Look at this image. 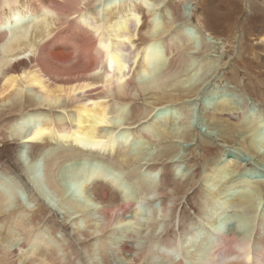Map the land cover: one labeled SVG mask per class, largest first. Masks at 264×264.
<instances>
[{"label":"bare ground","instance_id":"6f19581e","mask_svg":"<svg viewBox=\"0 0 264 264\" xmlns=\"http://www.w3.org/2000/svg\"><path fill=\"white\" fill-rule=\"evenodd\" d=\"M243 4L253 11L250 18L264 15L263 3ZM204 5L0 0V136L9 144L7 155L16 148L17 166L13 173L0 168V264H264V179L252 170L264 173V112L245 118L237 105L216 99L208 112L212 127L197 135L204 156L217 146L224 155L205 168L190 147L194 111L168 115L173 103L187 109L228 62L218 69L223 60L208 57L224 41L206 31ZM242 29L239 47L246 43L245 24ZM194 63L201 76H188ZM29 121L35 124L25 128ZM223 124L234 126L223 134L216 129ZM130 133L147 144L118 150L119 138ZM84 162L127 170L139 198L129 201L99 172L81 176L87 205L77 203L65 166ZM142 163L149 174L139 178ZM196 184L199 210L183 226L180 215L174 221L175 198L182 190L191 195ZM140 202L149 214L126 222L130 213L139 218ZM230 209L247 216L246 232L215 227L217 215ZM130 223L127 235L116 233Z\"/></svg>","mask_w":264,"mask_h":264},{"label":"rangeland","instance_id":"374dc122","mask_svg":"<svg viewBox=\"0 0 264 264\" xmlns=\"http://www.w3.org/2000/svg\"><path fill=\"white\" fill-rule=\"evenodd\" d=\"M204 1H206V6H207L206 7L204 5V7L202 8L204 9L203 16L205 17L203 20L205 23L204 24L205 27H207L206 31L210 33V35L212 36H219V38L224 41L222 47L219 46L218 49L216 48L215 50H211L212 53L208 52L209 55L208 57L212 56L213 58H209V59H214V60L219 59L221 61L223 60L219 65L218 69L221 67L222 64L226 63L227 61L228 62L225 64V67L222 71H220V69L216 70L217 72L215 74L216 76L217 74H219V77L218 79H216L217 77L215 76L216 80L213 81L214 84L211 83L207 87H205V89L200 93L196 101H190L185 104L187 109L184 108L183 110L178 111L176 110L177 108H175L176 105L174 107V103L172 104L173 106L171 107L170 104H168L170 107L168 110V115H171L172 117L175 118H183L184 117L183 111H185L187 115L190 112L194 111L195 117L193 119L194 120L193 124L195 125L193 128L194 129L196 128L197 133L195 132V139L192 142V146L190 147L194 148L193 150L194 152L192 153L193 159H195V162L201 165L200 167L203 168H205V164H207L209 161H214V159H218L220 155H224L219 151L221 150L222 152H224L223 149L220 146H217L216 149L211 152V154L204 156L203 153L204 149L202 143L200 142V138L198 136L200 135L199 134L200 131H201V135H206L208 133V130L212 127V126L210 127L208 123V116H209L208 112L213 110L214 106L212 104L216 99L223 97L226 100L237 105L240 109V112L242 113V116H244L245 118H247L248 115H253V117H257V116L259 117L264 112V15L259 19L250 18V16L253 14V11H250L251 12L250 14L249 8H245L243 4V0H204ZM247 1L264 4V0H247ZM219 6L222 8H220ZM209 8L210 9L213 8V9L210 10ZM206 10L208 11V13H206L207 12ZM156 16H158V13ZM160 20H161L160 16L155 17V21L157 23ZM207 21L209 25L207 24ZM226 24H228V26L224 28ZM243 24H245L246 27V37H245L246 43H244L242 47H239L240 44L242 43V38L244 35V31L242 29ZM194 29L196 32H198L199 35L200 29H197L195 27ZM234 37L236 39H234ZM157 51L159 52L158 53L159 55L162 56L164 55L161 47H158ZM199 63L201 64V62ZM200 64L194 63L190 67L188 76H191L196 72L198 76H201L203 72L202 73L199 72L203 70H201ZM198 70L200 71L198 72ZM212 75L210 76V79L214 77V75L213 76ZM248 85L249 88L247 87ZM246 87L248 88L249 92L247 91ZM175 91L178 92L175 93ZM173 92L175 95L179 93V90L177 88H174ZM142 100H143L142 98L138 100L139 108L143 107L144 105ZM126 111L128 114V109ZM123 118L124 116L121 117V119ZM34 122L35 121L27 122L25 124V128L34 125L35 124ZM233 124H238V122L235 121ZM223 125H221L222 127L220 126L221 128L218 127L216 128L220 131L222 130L223 134L224 132L229 131L234 126L232 125L231 127L228 128L226 124ZM0 139H1L0 168L6 167L9 171L13 173L17 168V166L13 164V160H12L15 157L14 155H16V148L13 147L12 154L7 155L8 153L7 148L9 144L4 138L2 139L1 136ZM118 142L120 143V144L118 143V150H123V148L125 149L129 145L143 146L147 144V142H145L143 139H139V140L136 139L131 133L128 136L126 135L121 136ZM231 142H232V138H231ZM231 142L229 140L226 141L228 147L232 145ZM188 144L189 142L186 140L183 144L184 147H186L185 149L188 148ZM218 144L222 145V143L219 141ZM147 147L150 150L157 151V147L155 145L147 146ZM225 153L229 154V157L234 156L233 154H235L234 152H232L231 148H225ZM184 154L188 155V151L187 153L184 152ZM140 165L141 166H139L138 168L139 173L137 172L138 176L140 175L139 178L147 177L149 174V171L146 168L147 166L142 167L143 163ZM66 167H67V171L69 172L68 174L72 178L71 181L70 179H68L69 192L71 197L77 203H83V204L85 203V205H87L86 204L87 194L85 193L84 187L81 185L82 183L79 180L81 179V176L84 174L90 176L91 173L98 174L99 172L100 174H105L109 178H112L114 181H116L123 190L122 192L124 194L122 195L125 196V198H127L129 201L132 202V200L139 198L137 185L134 184V182L131 180V177L127 173V170L123 168L122 169L117 168L116 166H113L112 163L109 165L105 164L100 166L99 164H95L93 162H86V163L84 162L80 165L73 164L71 166H65V168ZM182 168L184 167L182 166ZM262 169L264 170L263 167ZM252 170L256 173L255 176L258 179L259 178L264 179V177L262 176V174H264L263 172H260L256 169H252ZM161 172L162 171H158V170L156 171V173L159 176H160L159 173ZM159 176L156 177L157 181ZM198 187L199 184H196L193 187V190L190 192L191 195L184 196V190L177 192V197L175 198L177 204L174 210V221L177 219V216L180 215L183 226H186L189 222H191L190 219H194L193 217H195V214L198 213L199 210L198 209L199 200H197L199 199V195L197 193ZM116 204H119V202L117 201ZM168 205L171 206L172 203L169 201ZM135 207L137 209V217L139 218L138 219L134 218L133 213H130L128 214L129 215L128 218L125 220L126 222L136 221L137 223L139 220H141V218L143 219L145 216L149 214V205L147 203L145 202L136 203ZM246 220H247V216L243 215L242 211H238V209L237 210L230 209L224 213L220 212L217 215V221L215 227H217L222 231L238 230L240 232H246L248 230ZM174 221L173 224H175ZM131 224L132 223H130L129 225H122L123 227L119 226L122 229L117 228L116 233L118 235H127L128 232L132 231L133 226Z\"/></svg>","mask_w":264,"mask_h":264}]
</instances>
